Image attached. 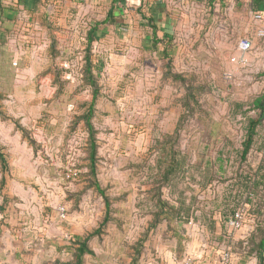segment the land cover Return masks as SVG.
Listing matches in <instances>:
<instances>
[{"label":"rangeland","instance_id":"rangeland-1","mask_svg":"<svg viewBox=\"0 0 264 264\" xmlns=\"http://www.w3.org/2000/svg\"><path fill=\"white\" fill-rule=\"evenodd\" d=\"M115 1V22L101 24L91 44L87 31L109 4L52 1L39 15L3 20L0 235L7 252L22 251L26 264H60L89 237L94 254L83 264H219L225 250L228 264H257L264 119L241 155L248 121L259 115L253 100L264 94V39L242 31L248 18L221 0ZM148 17L162 40L156 46ZM242 38L252 40L246 52ZM86 57L99 90L94 176L82 119L92 90ZM242 206L248 222L231 230L227 220Z\"/></svg>","mask_w":264,"mask_h":264},{"label":"trees","instance_id":"trees-1","mask_svg":"<svg viewBox=\"0 0 264 264\" xmlns=\"http://www.w3.org/2000/svg\"><path fill=\"white\" fill-rule=\"evenodd\" d=\"M214 1V0H213ZM116 1L113 0L111 7L108 9L107 14L105 18L101 21H95L92 25H90L88 31H87V43L91 44L94 40L95 36H97V33L99 32V26L101 24L110 23L113 24L115 22V5ZM148 23H150L152 28V43L154 46H156L158 43H160L162 40L158 38L157 36V26L154 23V20L152 17L147 18ZM89 56V55H88ZM165 56L168 59L167 63H170V59L168 56V53L166 51ZM175 77H180L179 75H175ZM84 79L87 84H89L92 88L91 90V99L89 101L88 107L84 115L82 116V119L84 121L86 130L88 132L89 137V145H90V152H89V159H90V173L94 176L95 174V155H96V137H95V129L94 125L92 124V118L94 116V106L96 104V100L99 95V90L97 86V81L94 77V74L92 73V61L90 57H86L85 67H84ZM192 95L191 92L187 93L186 96V103L185 106L189 108V99ZM253 107L259 110V115L256 118H250L247 124V132H246V138L243 140L242 145V159H245L247 154L249 153L251 146L254 141V137L257 132V127L260 125L264 119V94H261L257 96L253 100ZM191 109V108H189ZM0 163L2 167L6 166V161L4 158V155L0 151ZM93 185L95 189L101 194L104 195V190L100 187L99 183L94 180ZM110 201L105 196V207H106V218L104 223L107 221L109 215H110ZM163 211V210H162ZM89 237L84 238L82 241L77 242V246L74 248V251L72 253V257L69 261L61 264H83L84 256L86 254H90L91 256L94 254L93 251L88 247L87 240ZM257 264H264V237L258 242L257 244Z\"/></svg>","mask_w":264,"mask_h":264},{"label":"crops","instance_id":"crops-1","mask_svg":"<svg viewBox=\"0 0 264 264\" xmlns=\"http://www.w3.org/2000/svg\"><path fill=\"white\" fill-rule=\"evenodd\" d=\"M63 3L66 6L83 4L87 7H95L96 4L104 3L109 4V8L113 0H0V27L4 24L3 20L7 22L13 21L19 12L26 11L30 15H39L43 10H40L47 4V2ZM213 1V0H211ZM223 4L227 5L230 10L236 11L237 16L242 18H248L247 25L242 30L257 40L258 38L264 39V34L260 35L259 32L264 33V0H221ZM108 8V9H109ZM261 15V19H255V15ZM5 235H0V264H26L23 259L24 254L20 250L10 249L7 252V248L4 245ZM15 255L20 257L15 260ZM23 256V259L22 257ZM69 261V260H68ZM67 262V261H65ZM63 262V263H65ZM61 264V263H60Z\"/></svg>","mask_w":264,"mask_h":264},{"label":"built area","instance_id":"built-area-1","mask_svg":"<svg viewBox=\"0 0 264 264\" xmlns=\"http://www.w3.org/2000/svg\"><path fill=\"white\" fill-rule=\"evenodd\" d=\"M261 15L256 14L255 19H261ZM260 35H263V32H259ZM252 40L250 38H242L239 43V48L241 52H246L252 48ZM61 216H64L65 209L64 207L59 208ZM247 210L245 207H240L232 216L227 220V225L231 230L237 231L241 230L246 226L247 220ZM250 223V222H249ZM231 261V253L229 251H223L220 254V263L219 264H228ZM181 264H192L189 259L183 260Z\"/></svg>","mask_w":264,"mask_h":264}]
</instances>
